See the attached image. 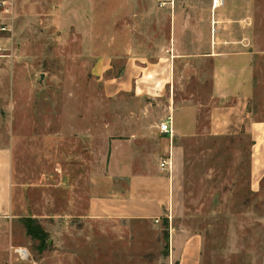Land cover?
Segmentation results:
<instances>
[{"label": "rangeland", "instance_id": "obj_1", "mask_svg": "<svg viewBox=\"0 0 264 264\" xmlns=\"http://www.w3.org/2000/svg\"><path fill=\"white\" fill-rule=\"evenodd\" d=\"M2 1L0 264H176L190 238L198 264H264L246 128L264 121V0ZM127 61L141 89L108 95ZM166 154L158 222L86 217L122 166L148 176Z\"/></svg>", "mask_w": 264, "mask_h": 264}, {"label": "crops", "instance_id": "obj_2", "mask_svg": "<svg viewBox=\"0 0 264 264\" xmlns=\"http://www.w3.org/2000/svg\"><path fill=\"white\" fill-rule=\"evenodd\" d=\"M136 66L133 61H127L120 76L105 78L104 89L106 93L114 95L120 91L140 90V84L144 77L143 69L139 66L140 70H137ZM108 68L105 67L102 71L108 70ZM246 128L253 141L250 149L249 186L251 190L256 191L264 176V121L250 120ZM162 135L167 134L162 133ZM4 163H10L9 157L0 161V169L6 172L5 167H3ZM113 168L110 167L112 170ZM150 172L151 174L148 176L133 175L129 172L128 167L122 166V177L120 175L117 179H122L126 186H122V190H115L114 188L103 192L92 190L88 197L86 217L108 219L161 218L168 210L169 181L165 171L159 167H154ZM8 183V179H6V192L9 191ZM2 185L4 183L0 178V186ZM174 253L177 257L176 264H198V242L196 238H190L188 242L183 243L180 251L172 248V255Z\"/></svg>", "mask_w": 264, "mask_h": 264}, {"label": "trees", "instance_id": "obj_3", "mask_svg": "<svg viewBox=\"0 0 264 264\" xmlns=\"http://www.w3.org/2000/svg\"><path fill=\"white\" fill-rule=\"evenodd\" d=\"M21 223L25 229L26 234L33 240L38 241V248L42 250L46 247L47 241L45 239L46 233L40 223L34 217L21 218Z\"/></svg>", "mask_w": 264, "mask_h": 264}, {"label": "built area", "instance_id": "obj_4", "mask_svg": "<svg viewBox=\"0 0 264 264\" xmlns=\"http://www.w3.org/2000/svg\"><path fill=\"white\" fill-rule=\"evenodd\" d=\"M4 1V0H3ZM2 1V2H3ZM3 29V28H2ZM158 129L161 133L163 134H169L171 133V126L169 125V122L168 121H164L162 123H160L158 125ZM171 157H170V154H166L164 155L162 158H161V161L159 162V168L162 170V171H170L171 169ZM155 222H158L159 221V218H155L154 219ZM25 255V254H23Z\"/></svg>", "mask_w": 264, "mask_h": 264}, {"label": "bare ground", "instance_id": "obj_5", "mask_svg": "<svg viewBox=\"0 0 264 264\" xmlns=\"http://www.w3.org/2000/svg\"><path fill=\"white\" fill-rule=\"evenodd\" d=\"M217 2V1H216Z\"/></svg>", "mask_w": 264, "mask_h": 264}]
</instances>
